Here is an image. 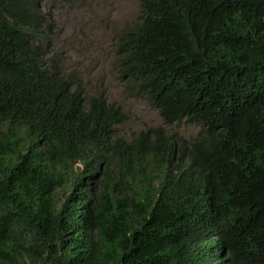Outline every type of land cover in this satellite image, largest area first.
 I'll list each match as a JSON object with an SVG mask.
<instances>
[{
  "label": "trees",
  "instance_id": "1",
  "mask_svg": "<svg viewBox=\"0 0 264 264\" xmlns=\"http://www.w3.org/2000/svg\"><path fill=\"white\" fill-rule=\"evenodd\" d=\"M39 4L0 0V264H264V0H141L119 37L134 94L201 125L187 146L115 136Z\"/></svg>",
  "mask_w": 264,
  "mask_h": 264
},
{
  "label": "rangeland",
  "instance_id": "2",
  "mask_svg": "<svg viewBox=\"0 0 264 264\" xmlns=\"http://www.w3.org/2000/svg\"><path fill=\"white\" fill-rule=\"evenodd\" d=\"M141 0H40L39 11L46 24L40 33L46 60H51L83 96L102 95L120 106L125 121L115 136L132 141L141 131L162 128L183 146L197 138L201 126L183 122L166 125L158 110L144 95L134 94L123 75L126 56L118 41L136 25L141 16ZM77 168L82 164L76 163ZM222 264V263H220Z\"/></svg>",
  "mask_w": 264,
  "mask_h": 264
},
{
  "label": "clouds",
  "instance_id": "3",
  "mask_svg": "<svg viewBox=\"0 0 264 264\" xmlns=\"http://www.w3.org/2000/svg\"><path fill=\"white\" fill-rule=\"evenodd\" d=\"M140 21V20H139ZM139 23V22H138ZM137 23V24H138ZM128 29V28H127ZM122 48V47H121ZM123 51V50H122ZM124 53V52H123ZM125 55V54H124ZM180 122H183L184 123V121H180ZM176 123H178V122H176ZM172 124H174V123H172ZM185 124V123H184ZM192 124H199V123H192ZM166 125H168V124H166ZM169 125H171V124H169ZM186 125H191V124H186ZM200 125V124H199ZM201 126V125H200ZM200 130H201V128H200Z\"/></svg>",
  "mask_w": 264,
  "mask_h": 264
}]
</instances>
